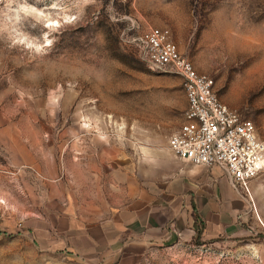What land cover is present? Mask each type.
I'll return each mask as SVG.
<instances>
[{"label": "rangeland", "instance_id": "obj_1", "mask_svg": "<svg viewBox=\"0 0 264 264\" xmlns=\"http://www.w3.org/2000/svg\"><path fill=\"white\" fill-rule=\"evenodd\" d=\"M150 27L170 31L264 142V0H0V264H89L43 249L27 225L40 155L59 156L64 180L73 156L111 145L124 165L172 154L187 101L181 77L143 56ZM257 184L258 204L240 193L251 204L245 233L225 217L218 233L136 246L106 264H264V171Z\"/></svg>", "mask_w": 264, "mask_h": 264}, {"label": "crops", "instance_id": "obj_2", "mask_svg": "<svg viewBox=\"0 0 264 264\" xmlns=\"http://www.w3.org/2000/svg\"><path fill=\"white\" fill-rule=\"evenodd\" d=\"M95 151L86 160L73 156L64 180L59 156L42 154L34 162L40 199L27 225L43 249L106 264L136 246L190 241L198 229L202 235L218 233L225 217L238 220L228 218V231L245 233L239 220L251 212L250 201L217 167L193 166L172 154L124 165L115 145ZM257 180L250 182L255 204Z\"/></svg>", "mask_w": 264, "mask_h": 264}, {"label": "built area", "instance_id": "obj_3", "mask_svg": "<svg viewBox=\"0 0 264 264\" xmlns=\"http://www.w3.org/2000/svg\"><path fill=\"white\" fill-rule=\"evenodd\" d=\"M139 46L152 69L173 70L182 79L187 107L168 138L172 154L193 166L217 167L235 191L252 201L249 184L264 171V142L253 121L218 97L212 77L179 52L167 28L150 27Z\"/></svg>", "mask_w": 264, "mask_h": 264}, {"label": "trees", "instance_id": "obj_4", "mask_svg": "<svg viewBox=\"0 0 264 264\" xmlns=\"http://www.w3.org/2000/svg\"><path fill=\"white\" fill-rule=\"evenodd\" d=\"M196 222H197V215L194 214V224H196ZM200 236H201V230L198 229V230H196V236H195V239L199 238ZM195 239H194V240H195Z\"/></svg>", "mask_w": 264, "mask_h": 264}]
</instances>
